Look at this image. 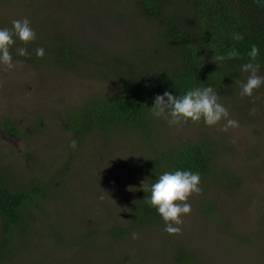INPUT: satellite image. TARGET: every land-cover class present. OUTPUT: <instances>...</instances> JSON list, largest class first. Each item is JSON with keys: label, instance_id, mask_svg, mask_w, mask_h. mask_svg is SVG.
<instances>
[{"label": "rangeland", "instance_id": "rangeland-1", "mask_svg": "<svg viewBox=\"0 0 264 264\" xmlns=\"http://www.w3.org/2000/svg\"><path fill=\"white\" fill-rule=\"evenodd\" d=\"M31 1L0 0V28H11L12 20L28 13L37 33L29 44L16 40L12 55L18 63L13 70L5 71L0 65V172L10 177L12 186H21L32 176L51 181L45 206L52 214L44 220L65 234L66 243L73 247L69 256L63 254L69 258L57 256L60 246H53L44 226L32 222L25 236L28 241L22 243L20 253L15 252V264L55 263L60 257L67 262L58 264H176L169 254L173 245L181 244L195 253L193 264H264V85L252 97L240 96L239 103H228L230 118L240 127L227 132L221 130L226 121L213 127L205 123L169 126L159 118L157 140L164 145L194 135L218 137L219 151L225 154L222 161L241 184L224 188L201 181L203 191L190 197L192 211L183 217L179 235L165 232L162 223L139 226L138 239L131 234L115 240L107 232L115 221L128 220L133 200L146 181L140 169L148 153L135 133L114 129L106 136L93 132L86 141L83 136L77 147L79 158L69 146L75 137L67 115L86 98L123 88L120 78L107 74L94 60L121 58L135 74L150 72L161 54L159 44L150 22L143 18L133 22L130 17L137 16L136 0ZM29 3L32 8L27 9ZM118 10L123 21L115 20ZM60 42L76 46L72 68L53 58ZM17 47H26L29 57L18 56ZM37 47L45 49L43 58L36 56ZM7 121L14 123L18 135L6 130ZM70 157L80 160L66 162L69 171L65 172L62 168ZM209 205L218 216L206 214L204 206Z\"/></svg>", "mask_w": 264, "mask_h": 264}, {"label": "trees", "instance_id": "trees-1", "mask_svg": "<svg viewBox=\"0 0 264 264\" xmlns=\"http://www.w3.org/2000/svg\"><path fill=\"white\" fill-rule=\"evenodd\" d=\"M135 5L137 16L134 18L130 13V17L133 22L143 18L151 23L161 54L156 56L150 72L139 74L132 72V67L123 64L121 58L106 56L94 60L107 74L120 78L123 88L117 93L86 98L75 112L67 115L69 130L78 143L83 136L85 141L90 139L93 132L102 133V136L114 129L135 133L148 153L147 160L143 161L145 167L140 169L148 186L165 171L190 170L198 172L201 181H211L224 188L239 187L241 179L222 161L225 154L219 151L222 142L218 137L194 135L191 139L169 141L164 145L157 140V125L163 117L152 116L150 108L158 94L170 91L179 96L194 87L207 86L214 88L226 108L229 102L239 103L240 88L235 81L246 79L247 74L241 71V66L249 61L247 54L254 44L260 49L256 62L260 64V73H264V0H136ZM30 8L32 4L29 3L27 9ZM26 17L30 20L31 14L27 13ZM115 20H124L120 10ZM233 33H240L243 41L233 40ZM75 47L60 42L54 47L53 58L72 68L71 60L77 56ZM233 47L241 53L240 57L220 62V65L213 61L215 54H225ZM197 123L204 124L203 121ZM187 124L195 123L189 121ZM5 128L11 134H19L11 121L6 122ZM75 154L80 158L77 148ZM75 161L74 157L66 159L63 171H69L66 162L71 165ZM9 178L0 172V264H15V252L20 253L22 243L28 241L25 236L32 222L44 226L42 230L52 239L53 246H60L57 256H69L73 245L66 243L65 234L55 225L44 220L47 214H52L45 206L47 183L51 181L32 176L21 186H12ZM149 195L142 189L133 200L128 220L112 223L108 236L123 240L139 226L164 224L156 208L146 203ZM204 210L212 217L219 215L214 206H204ZM58 215L56 213V217ZM173 246L169 254L173 263L193 264L195 253L187 245ZM126 259L123 257L124 261ZM56 260L52 263L67 262L62 257Z\"/></svg>", "mask_w": 264, "mask_h": 264}, {"label": "clouds", "instance_id": "clouds-1", "mask_svg": "<svg viewBox=\"0 0 264 264\" xmlns=\"http://www.w3.org/2000/svg\"><path fill=\"white\" fill-rule=\"evenodd\" d=\"M11 24V28H0V65L5 71L13 70L18 63L14 62L12 55V48L16 44V40L18 39L26 45L37 39V33L27 17L14 19ZM232 39L239 42L243 41L244 37L240 33H233ZM15 52L21 57L30 55L26 47H17ZM35 54L37 57L43 58L45 49L37 47ZM259 54V47L255 44L252 45L247 54L249 61L241 66V71L247 74L246 79L235 81L236 84H239V95L242 98L252 97L254 91L264 85V76L259 75L260 64L256 62ZM240 56L241 53L233 47L225 54H215L213 61L220 65V62ZM150 111L156 118L163 117L169 126H180L189 121L193 123L203 121L207 126L213 127L221 121H226L221 128L222 131L227 132L229 128L240 127L237 120L230 118L228 109L220 102V96L212 86L194 87L179 96L173 95L170 91L164 92L163 95L158 94L154 97V106L150 108ZM69 146L75 150L78 147V142L73 139ZM200 185V174L190 170L165 171L150 186L146 185V182L143 183V190L150 193L145 201L156 208L164 220L165 232L170 235L182 233L183 217L190 215L192 211L188 201L193 194L202 193L203 189ZM138 238L137 233H132V239Z\"/></svg>", "mask_w": 264, "mask_h": 264}]
</instances>
